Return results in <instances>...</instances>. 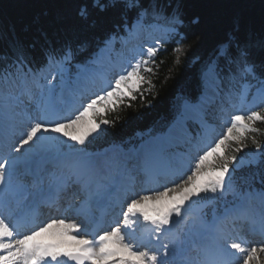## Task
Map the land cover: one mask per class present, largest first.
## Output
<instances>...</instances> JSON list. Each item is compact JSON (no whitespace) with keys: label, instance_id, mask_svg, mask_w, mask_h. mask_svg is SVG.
<instances>
[{"label":"snow or ice","instance_id":"1","mask_svg":"<svg viewBox=\"0 0 264 264\" xmlns=\"http://www.w3.org/2000/svg\"><path fill=\"white\" fill-rule=\"evenodd\" d=\"M128 9H137L136 20L131 26L123 12ZM109 10L121 11L120 21L114 23L113 28L122 29L128 36L135 34V29L142 25L148 13L140 0H92L91 4L80 5L78 15L88 21L93 11L107 13ZM96 23L92 20L93 26ZM182 25L177 9L170 18H166L165 25L152 27L163 28L167 34L179 36ZM115 39L116 35H109L105 48L111 46ZM180 40H183L182 36ZM165 43L157 40L154 45L141 49L127 68L108 80L99 92L82 99L80 106L67 115L43 100L38 102V115L26 118L18 146H12L15 152L25 149L22 157L0 158V205L3 198L11 194L12 172L9 169L14 170L21 165L27 167L30 160L37 163L33 179V187L37 191L32 193L35 196L46 191L42 175L45 163L67 170L64 179L56 186V198L49 200L50 206H56L60 194L73 185L89 191L93 165L86 154L78 153L84 152L83 146L90 137L95 138L106 130L102 126L115 127L117 119H108L109 114L122 107L131 108L137 100L151 107L147 103V95H151L155 88L153 77L157 76L164 63L158 57L166 51ZM173 52L184 54L185 49L178 45ZM218 55L236 65L232 78L242 82L241 91L236 93L240 105L249 104L248 92L253 87L255 95L248 111L237 109L230 114L223 131L198 151L189 164L188 174L179 173L181 178L186 175L182 183L173 182L174 186H164L160 190L145 188L141 194L135 190L134 179L130 178L123 189L125 200L121 218L107 229L100 230L98 235L96 230L90 231L87 224L66 223L65 218H53L28 227L21 219H13L11 212L7 216L0 212V264H264V242L253 244L242 234L247 227L251 234L259 235L264 241V207L258 212H249L243 207L245 197L235 192V173L245 163L243 159L238 161L235 153L247 148L250 139L254 151L248 163H256L258 154L259 159L264 160V144L256 139L262 131L256 127L257 123L264 124V76L257 75L255 63L248 59V47L242 46L232 34L225 37ZM72 56L71 47H65L59 53L55 49L47 51L49 64L70 62ZM179 62L177 55L175 63ZM23 64L24 53L20 51L18 70H22ZM91 71L82 69L83 78L88 79ZM215 73L213 61L208 66L207 75L215 76ZM232 95L231 91L227 93V103L236 107ZM224 103L222 100V112L226 111ZM145 172L147 175V170ZM51 188L49 183L48 190ZM209 193L212 194L211 200H223L233 193L240 196L241 203L226 208L211 226H207L193 217L190 210L209 199ZM261 200L264 202V196ZM189 218L193 221L191 225L188 224ZM181 225L186 230H181Z\"/></svg>","mask_w":264,"mask_h":264},{"label":"trees","instance_id":"2","mask_svg":"<svg viewBox=\"0 0 264 264\" xmlns=\"http://www.w3.org/2000/svg\"><path fill=\"white\" fill-rule=\"evenodd\" d=\"M91 2L0 0V71L17 62L20 51L28 65L37 68L46 64L49 49L59 53L65 47L73 50V63L82 64L98 53L109 35L126 34L122 29L113 28V24L120 21V10L93 11L88 21L82 20L78 15L79 7ZM140 2L149 13L160 9L173 15L178 9L183 20L180 35L165 44L166 51L158 57L164 63L153 77L155 88L147 95L151 107L137 100L133 107H122L109 114L107 118L117 119V123L114 128L102 126L106 130L89 142L88 147L93 152L111 145L137 146L151 136L165 133L180 115L183 104L198 100L203 89L202 75L229 34L248 47V59L255 63L257 75L264 76V0ZM123 12L131 26L137 9ZM92 20L97 21L95 26ZM178 45L183 46L184 54H174L173 49ZM177 55L179 63H175ZM260 128L264 136V124ZM236 175L241 181L264 183V160L255 168L237 171Z\"/></svg>","mask_w":264,"mask_h":264},{"label":"bare ground","instance_id":"3","mask_svg":"<svg viewBox=\"0 0 264 264\" xmlns=\"http://www.w3.org/2000/svg\"><path fill=\"white\" fill-rule=\"evenodd\" d=\"M138 38L139 36H138V28H137L135 29L134 35L127 36L126 38H123L121 40L122 47H125L121 52L118 53L121 56V58L124 55L123 53H126V56H129L130 59L128 60H132L138 55V53L141 51V50L136 49ZM115 43L116 41L114 40L111 46L102 50L101 51L102 53L100 52L101 53L100 56L96 57L93 60V64L91 66L85 67V68L92 70L88 79L83 78L82 72L78 74L76 86L74 88L79 91L78 96L81 99H87L93 93L99 92L100 89L104 87V85L106 84L108 80L113 79L116 74H119L121 70V66H120L121 64L120 62H115L114 58H117V55H113L115 53L114 52ZM121 58H120V61H121ZM49 68H44V70L40 71L39 73H36L31 70L32 76H29L27 73H24V74L22 73L23 79L21 80L20 84L22 85L21 87L23 88V92L22 90L20 91L22 92V97L20 98L18 97V98L23 99L27 102L31 101L30 95L32 91L34 90L35 85L37 84L36 80H39L41 82V75L44 74L46 70L48 71ZM205 75H206V79H208L209 76L207 75V72L205 73ZM205 85H206V88L204 90V93L200 101H198L196 105H190L186 107L185 116L181 117L174 124V127L172 128V133L168 136V138L167 137L161 138L159 141L151 139L150 141L146 142V144L141 147L140 154L146 155V160L143 162L144 164L152 165L153 163L154 164L153 166L159 169V171L164 170L165 173L168 174V176H170L171 178H175L174 180L172 179L170 180V184L168 186H174L173 182L182 183V180L183 178H186V175L183 178H181L178 172H181L182 170L185 169V173L188 174L189 164L194 161V158H196L198 151L200 149H203L206 144L211 142L209 136L212 132V129H211V126L208 124V120L204 118L205 116L203 115V113L209 106H217V101H220L219 100L220 90L217 88V86L215 87V85H213V82L211 83L209 80H207ZM15 87L16 85L12 83L11 85L7 86L4 90L1 89L0 91V134L2 135L1 136L2 142L5 143V149H4L5 153H3L2 158L9 159V160L12 159L13 157H22V154L25 152V149H21L20 152H15L12 150V146L13 145L18 146L17 142L21 138L20 131L23 129V127L27 123L26 118L28 116L34 117L31 115V113H29L30 111L22 112L21 110L18 109V107L11 105L9 103L8 101L9 97L6 91H12L13 88ZM73 90L74 89H72V92ZM65 92L71 95L69 90ZM81 93H83V96L81 95ZM50 99H51L50 97H44L42 100L50 104L49 102ZM78 102L75 103L73 101L65 99L61 103L62 109L60 112L62 113L67 108H71V107H73L72 109L78 108V104H79ZM32 108H33L32 109L33 112L38 113L37 105H35ZM189 119L197 120L204 127L206 131L205 132L206 136L204 137L206 138V141L204 140L203 143L201 142L198 143L201 146L198 144L194 145L191 142V136L185 135V133L183 132L184 127L187 126V120ZM178 134H181L182 137H179ZM167 135L168 134H166V136ZM10 145H11V148H10ZM164 145H167L169 149L163 150L162 147ZM83 147H84V152L78 153V154L79 155L86 154V158L90 160L93 165V179L90 185L91 192L88 193V196L90 197L89 199L92 198L93 200H95L94 198L97 197L99 194L101 193L107 194L112 189V186L114 185L115 182L118 184L120 183L121 186H123V188L126 187L125 179H124L126 164L124 163V160L126 159V162H128L129 157L132 155L131 151L119 149V151L110 150V151H105L97 155H89L88 154L90 151L89 147H87L86 145H84ZM76 148L79 149L80 146L77 145ZM189 148L192 153H189L187 151ZM2 149L3 148H0V150ZM65 151H67V149H65ZM170 151H172V154H174L175 152L182 153L184 157H177L174 155L175 158L170 161L166 157V155H168ZM178 159H181V161H179ZM30 161H32V163L31 164L29 163L28 166L37 168V163L35 162V160H30ZM174 166L177 167L175 171H173ZM23 167L24 166L21 165L16 168L18 171H17V178L15 179V182L19 181L20 183L27 185L26 182H28L27 177H29V174L27 171H25V168L22 169ZM43 169L46 170L43 175L45 179L44 188L46 189V191L42 195L40 196L32 195V193H35L37 189L32 187L31 184L28 185L29 190L21 191L18 195L16 192V188L13 185L14 178L12 177H11L12 183L10 186L11 194L9 195L11 196L15 195L16 199H19V196L22 195L21 203L30 204L32 201L37 200L40 197H44L46 194H48L49 183H51L52 187L56 188V186L64 179L65 175L67 174L66 169L56 168L51 163H45L43 165ZM105 169H107L108 171H112V175L110 177L104 176L105 178L99 177L100 176L99 173ZM14 170L9 169V171L12 173ZM137 177L139 176L137 175ZM157 177L158 176H156V179ZM150 185H151L150 189H154V190H160L163 187L162 185H160V183L156 181ZM142 190L143 189L139 190L138 192L143 194ZM9 195L4 197L3 200L7 199ZM71 195H72V198L70 199L71 200L70 205L74 210L75 209L77 210L83 204L87 205V203H85L87 201L86 191L80 190L79 186L73 185V190H72ZM93 200H90V201H93ZM250 200L252 204L254 205L258 204V207L260 208L259 199H257L256 197H252L250 198ZM7 202L8 201L6 200L3 201V203H7ZM243 207L246 208L249 212H254V209H252L247 202L245 205H243ZM68 210H69L68 212L69 219H65L66 223L75 222V223L83 224V222H80L77 219L76 214L74 215L70 214L71 213L70 207ZM120 210L122 212V210L124 209L121 208ZM194 213H197V212L194 211ZM12 215L14 217L16 214H12ZM202 219L200 220H202L204 224L207 225L205 222L206 218H202Z\"/></svg>","mask_w":264,"mask_h":264},{"label":"rangeland","instance_id":"4","mask_svg":"<svg viewBox=\"0 0 264 264\" xmlns=\"http://www.w3.org/2000/svg\"><path fill=\"white\" fill-rule=\"evenodd\" d=\"M157 13L159 14L158 16L156 15ZM171 16L172 15L165 14L160 9L155 10L152 13L148 12L147 15L144 16L142 25L138 28V36H139V38L137 40L138 42H137L136 49L137 50H141L143 48H146L147 46H152V45H154L156 43L157 40L166 41V43L171 41L174 38L175 34H167L163 30V28L152 27V25H165L166 18H170ZM122 39L123 38L115 39V41H116L115 47H114V52L115 53L113 54V55H117V58H114V60H115V62H120L121 70L127 68L129 62L134 61V59L128 60L130 58H129V56H126V53H123L124 55H123L122 58L118 54L119 52H121L125 48V47H122V42H121ZM104 49H106V48H104ZM100 54H99V56H100ZM120 58H121V61H120ZM214 61H215V64H216L215 76H209L208 75L209 78L206 79V75H205L206 82H207V80H209L211 83L213 82V85H215V87L217 86V88L220 90V96H219V100L220 101H217V106L216 107H214V106L210 107V109L207 111V115H208L207 119L210 120L209 125L211 126V129H212V132H211V134L209 136L210 137V141H212L214 137L218 136L223 131L224 126H225V121L229 118L230 113L235 112L237 109H240L242 111H248L249 110V106L251 104V101H252L253 96L255 95V91H256L255 87L251 88L249 90V92H248V102H249V104L248 105H243V106L240 105L239 98L236 95V93H239L241 91V83L242 82L239 81L238 79H233L232 78L233 73H235V71H236V65L231 63L230 60L225 59L224 56H220V55H219V59H215ZM92 64H93V61H92V63L90 65H86L84 67H82V66H76V67L70 66L69 67L68 65H65V63L64 64H55V63L51 64V65H55V66H52L53 67L52 70L50 68L48 69V71L49 70H51V71H49V72L47 70H46L47 72L45 71V73L42 76L43 82L40 83L38 80H36L37 84L35 85L34 88H35V90H38V91L35 92V94H36L35 98H33L31 101H28V102L23 100V99H19L20 97H19V94H18V88H20V86H22L20 83H21V80L23 79V74H22V73H24L23 68H22V70H18V67H11L10 70H9V68L7 69L8 70L7 72L0 73V91H1V89L4 90L7 86H9L12 83H14L16 85V87L13 88L12 91H6L8 97H9V100H8L9 103L11 105H14V106L18 107V109L21 110L22 112H25V111L29 112V111H31L33 109L32 107H34L36 105L37 99L42 98L41 96H47L51 92H55L57 90L58 94H59L58 95L59 98L57 97L58 99H55V100L52 98L51 99V101H52L51 103H52V107H54L55 109H58L59 111H61V109H62V108L60 109L61 100L64 99L65 96L60 95V91H61V93L63 92L62 94H64V91H62L63 89H65V90L70 89V88L73 87V84H74V87H75L78 74L82 72V69H84L85 67H89ZM30 74L32 76L31 71H30ZM75 79H76V81H75ZM252 83L255 84L256 82L252 81ZM65 84H68V85H65ZM205 88H206V85H205ZM20 89L23 92V88L21 87ZM73 89H74L73 92H72V90L71 91L69 90L71 95H74L72 97V99L75 98V99H77L76 100L77 102L78 101L81 102L82 99L78 96L79 95V91L76 90L75 88H73ZM230 91L233 93V95H232V100L233 101L232 102L236 105V107H231L230 106V108H228L227 93L230 92ZM75 95H76V97H75ZM16 98H18V99H16ZM222 100L225 101L223 106L226 109V111H223V112L221 111V101ZM79 106H80V104H79ZM188 106H190V105H188ZM186 107L187 106H185V108ZM185 111H186V109H185ZM184 116H185V112H184V115L182 117H184ZM197 122L198 121L195 120V119L187 120V123H188L190 128L186 132H185V127H184V130H183L185 135L191 136V142L193 144L195 142L194 145H197L200 142L203 143L204 140L206 141V138H204L206 136V134H205L206 131H205L204 127H200ZM261 126H262V124H260V123H257V125H256V127L259 128V129H261L260 128ZM172 128L169 131L167 136L166 135L158 136V137L152 138V140H158L159 141L161 138H166V137L168 138V136L172 133ZM192 134L195 136L196 140L192 139V136H193ZM178 135H179V137H182L181 134H178ZM263 137L264 136L261 135V134H257L256 135V139L259 140L261 143L264 142V140L262 139ZM92 138L93 137H90L89 140L92 139ZM87 143L88 142H86V144ZM145 144L146 143L142 144L137 149L136 152L140 153L141 147L143 145H145ZM198 145H200V144H198ZM248 145L249 146L247 148H245L242 152L235 153L237 155L238 161L243 159L244 162H245L244 166L238 168L237 170L250 168V167H254L255 168L262 161V160L259 159V154H258L256 163H248V161L252 159L251 154L254 151V148L251 145V140L250 139L248 141ZM86 146L88 147V145H86ZM232 147L234 148L235 145L233 144ZM110 150H118L119 151V149L110 148V149L104 150L103 152L110 151ZM129 151H131V153H132V150H129ZM187 151L189 153H192L190 151V148ZM262 151H264V149H262ZM103 152H100V153H103ZM100 153H91L89 151L88 154L89 155H97V154H100ZM170 153L172 154V151H170L169 154ZM175 153H178V154H173V155H175L177 157H184V155L182 153H179V152H175ZM169 154L166 155V157H172ZM178 160L181 161V159H178ZM24 189H26V188H24ZM235 192L239 193L240 196H244V193L238 192L236 189H235ZM201 195L203 196L204 194H201ZM211 195L212 194L209 193L208 194V198L209 199L201 201V202H205L206 203V207H205V209L203 211V216L207 219L208 225H209V223H213L214 220L216 219V217L222 215L224 213L225 209L229 208V206L231 204H234V203L235 204H240V202H241L240 196L234 195L233 193H229L223 200H211L210 199ZM244 197L246 199V196H244ZM250 198H252V197H250ZM250 198H248V200H246V202L249 204V206L252 204ZM246 202H243V205H245ZM255 205L258 206V204H255ZM197 215H199V214H197ZM174 219H176V218L174 217ZM192 222H193L192 219L189 218L188 219V224L191 225ZM181 230H186L184 225H181Z\"/></svg>","mask_w":264,"mask_h":264}]
</instances>
